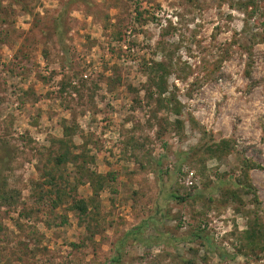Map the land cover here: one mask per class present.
Segmentation results:
<instances>
[{
    "label": "rangeland",
    "instance_id": "374dc122",
    "mask_svg": "<svg viewBox=\"0 0 264 264\" xmlns=\"http://www.w3.org/2000/svg\"><path fill=\"white\" fill-rule=\"evenodd\" d=\"M0 192V264H264V0H0Z\"/></svg>",
    "mask_w": 264,
    "mask_h": 264
},
{
    "label": "trees",
    "instance_id": "16d2710c",
    "mask_svg": "<svg viewBox=\"0 0 264 264\" xmlns=\"http://www.w3.org/2000/svg\"><path fill=\"white\" fill-rule=\"evenodd\" d=\"M248 6H252L255 4L254 1H247L246 3H244ZM57 29H59V26L57 27ZM58 32V31H57ZM60 40L63 41L62 37V31H61V36L59 35L60 33H57ZM62 45L64 43H61ZM156 86L159 90V93L157 95V97H160L159 99L161 100V102L163 103V99H161L168 91H166L165 89L163 90L162 89V86L160 84H157L156 83ZM172 98L169 100V102H172L173 101V98L174 96L172 95L171 96ZM178 125L179 127L182 126V122L181 121H178ZM65 131H64V135L65 137H69L71 136V134L69 133L67 127H65ZM64 141H61L60 144H63ZM226 144H224V146H221V145H216V146H213L210 148V152L213 154V155H216V153L218 152V154H221L222 155L227 151V147L225 146ZM63 148V147H62ZM68 149V148H67ZM71 151L70 150H66L65 149V152L62 153V155H59L56 159L57 161V164L58 165H61L62 163H67V161L71 160L73 163H78V164H84L87 160H88V157L85 153H83L82 155H79V156H76L74 157V159H71ZM157 164H160L161 163V159L157 160L156 161ZM82 164V165H83ZM82 168L85 176H91V181L93 183V188H94V191L95 192H98V191H101L104 186H105V182H106V176H102L98 173H93L92 175L91 174H88L89 171L86 169L85 166H80V169ZM82 173V172H81ZM82 178H84V175L82 173ZM159 181L161 184H163V181L161 178H159ZM52 184L53 183H49L48 185H50V187H52ZM247 186V185H245ZM73 192L72 191H67L66 188H63V187H58L56 189V198L53 199V204H54V208H57L59 206L60 203H62V198H67V196H72ZM46 196L42 197L45 198ZM188 197V196H187ZM14 198V195H8V194H5V193H1L0 192V200H3L4 201V204H9V199H13ZM173 199L175 200H178V201H185L186 197H183V196H179V195H173L172 196ZM72 210L78 212V214L80 215V218L82 219H86L89 215H90V212H89V207L88 205L86 204V201L83 200V199H73L72 200ZM157 215L159 216V213H157ZM155 216V218H157L158 216ZM144 229H145V226L144 224L142 225H139V226H136L134 227L133 229H131L130 231H128L126 234H125V237L124 239L118 244V247L116 249V255L110 260L107 262V264H119L120 261H121V256H122V250L126 244V241L128 240H132L133 242L135 243H145V238H144V235H143V232H144ZM264 226L262 225V223L257 220V219H254L253 221H251V226H250V230L248 232V237H249V244H250V248L253 250V249H257L258 247H261V248H264ZM198 232V231H197ZM200 232V231H199ZM201 234V232H200ZM193 238H202L201 235H198V233L195 234V236H193Z\"/></svg>",
    "mask_w": 264,
    "mask_h": 264
}]
</instances>
